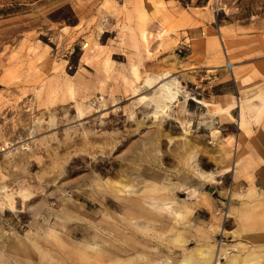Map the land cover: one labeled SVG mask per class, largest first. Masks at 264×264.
I'll list each match as a JSON object with an SVG mask.
<instances>
[{
  "label": "rangeland",
  "instance_id": "obj_1",
  "mask_svg": "<svg viewBox=\"0 0 264 264\" xmlns=\"http://www.w3.org/2000/svg\"><path fill=\"white\" fill-rule=\"evenodd\" d=\"M220 1L0 0V264L263 255L264 0Z\"/></svg>",
  "mask_w": 264,
  "mask_h": 264
},
{
  "label": "crops",
  "instance_id": "obj_2",
  "mask_svg": "<svg viewBox=\"0 0 264 264\" xmlns=\"http://www.w3.org/2000/svg\"><path fill=\"white\" fill-rule=\"evenodd\" d=\"M165 2H168V1H170V0H164ZM191 15H192V13H190ZM192 18L193 19H195V15H192ZM197 20V22H199L200 20L197 18L196 19ZM196 46H197V44H192V48H193V50L196 48ZM172 75V74H171ZM260 96H262L263 97V95L262 94H260ZM263 100H264V98H263ZM236 106H239L240 107V115H239V124H241L242 125V123H243V119H242V117L244 116V114H245V106L243 105V103H242V100H241V102L240 101H238V99L235 101V104H234V102H231V101H228L226 104H223L222 106H220V109H221V107H222V109L221 110H223V109H228V108H230V113L228 114V115H224V116H226V117H228V116H230L231 117V110L234 108V107H236ZM262 106H264V101H263V105ZM227 121H229V120H227ZM215 130V133H213L214 135H217V134H219L220 133V129L219 128H214ZM213 131V130H212ZM212 133V132H211ZM238 138L240 137V133H239V135L237 136ZM227 171L228 169H226V168H224V169H222V170H220L218 173L220 174V172L221 171ZM213 174H215V176L217 175V172H212ZM221 173H223V172H221ZM195 190H196V192H195ZM192 192V193H191ZM195 192V193H194ZM193 194V195H192ZM196 194V195H195ZM190 195H191V197L192 198H194V197H198L199 195H200V191L198 190V189H193V190H191L190 191ZM156 196H158L157 194H156ZM160 197H161V195H160ZM135 202H137L136 204H139V202L138 201H135ZM155 202H159V200H156ZM157 209L158 208H160V206H159V204H155L154 205ZM138 207H139V210L138 211H136V212H144V208L143 207H141V205L139 204L138 205ZM130 211H133L134 212V210H132V208H131V210ZM145 213H155V212H153V210H151V211H145ZM70 229H72V234H74V235H76L77 233L78 234H81V235H83L84 236V241L87 243L86 244V246L85 247H89V248H91V249H96L97 247H95L94 245L95 244H97L96 242V240L100 237V235H99V233L98 232H94L92 235H89L88 233V228H86V229H80V230H74L73 228H70ZM257 229H259V228H257ZM174 241L176 242V243H182V241H183V239H182V237L181 236H179V235H177L176 237H174ZM88 245H90V246H88ZM93 249V250H94ZM93 250H91V253H93L94 251ZM204 250H208L209 251V254L208 255H200V254H196V253H198V252H200V251H204ZM204 250L203 249H200V250H198L195 254H194V257H199V258H204V259H209L212 255H213V249L212 248H210V247H206V248H204ZM195 255H197V256H195ZM259 255V256H258ZM261 256H263L264 257V252H263V255H260V254H257V253H255V255L253 254V255H251V256H249V258H245L244 259V261H242V262H240V261H238V259L237 258H235V257H230L229 256V258H227V262L225 263V264H258V261H259V258L261 257ZM189 257H190V253H188V254H186V256H184L179 262H178V264H191V260L189 259ZM191 257L194 259V257H193V255H191ZM190 257V258H191ZM188 258V259H187ZM27 262H28V260H26ZM256 261V262H255ZM122 262H124V261H122ZM261 264H264V262L263 263H261Z\"/></svg>",
  "mask_w": 264,
  "mask_h": 264
},
{
  "label": "bare ground",
  "instance_id": "obj_3",
  "mask_svg": "<svg viewBox=\"0 0 264 264\" xmlns=\"http://www.w3.org/2000/svg\"><path fill=\"white\" fill-rule=\"evenodd\" d=\"M169 75H170L169 71L164 72L163 73L164 80L162 82H160V85L161 86H159V87H161V89H160L159 93L161 92L160 94L163 96L165 102H161V103L157 102V104L155 106L156 110H154V112H153L156 115L158 113H160V111L162 112L163 107L166 106V105H168V102H175V101H177L178 93L180 91H182V89H183V88H181L182 86L179 83V81L176 80V79H174L173 77H169ZM191 167L193 168L195 174L198 177H201L204 180H212L214 178V176H215V174H213L212 172H206V171L201 170L198 166H195L193 163H192ZM195 192H196V190H195ZM196 254H200V255H205L206 256V255L209 254V251L208 250H204V251H200V252H198ZM195 256H197V255H195ZM193 257H194V255H193ZM189 259H190V257H189Z\"/></svg>",
  "mask_w": 264,
  "mask_h": 264
},
{
  "label": "built area",
  "instance_id": "obj_4",
  "mask_svg": "<svg viewBox=\"0 0 264 264\" xmlns=\"http://www.w3.org/2000/svg\"><path fill=\"white\" fill-rule=\"evenodd\" d=\"M222 5H221V1L218 0V2L216 3L215 7H214V11H215V14H218L219 11L222 9ZM179 51H181V48L179 49ZM225 69L228 70V71H232V63L231 61L227 60L226 61V64H225Z\"/></svg>",
  "mask_w": 264,
  "mask_h": 264
}]
</instances>
